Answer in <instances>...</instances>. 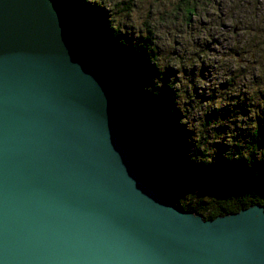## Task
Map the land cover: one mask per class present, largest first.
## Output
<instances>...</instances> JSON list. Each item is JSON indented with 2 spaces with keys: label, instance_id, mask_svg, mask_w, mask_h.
I'll use <instances>...</instances> for the list:
<instances>
[{
  "label": "water",
  "instance_id": "1",
  "mask_svg": "<svg viewBox=\"0 0 264 264\" xmlns=\"http://www.w3.org/2000/svg\"><path fill=\"white\" fill-rule=\"evenodd\" d=\"M57 0H0V264H264V206L166 199Z\"/></svg>",
  "mask_w": 264,
  "mask_h": 264
},
{
  "label": "trees",
  "instance_id": "2",
  "mask_svg": "<svg viewBox=\"0 0 264 264\" xmlns=\"http://www.w3.org/2000/svg\"><path fill=\"white\" fill-rule=\"evenodd\" d=\"M94 1L58 0L67 8V14L73 16L67 19L73 32L76 31L86 45H96L98 50L93 51L109 70L115 91L112 113L142 156L143 179L157 186L167 198L206 219L237 213L254 204L264 206V113L257 117L259 106L250 108L238 102L233 110L234 120H229L236 128L224 124L217 127L221 111L215 106L210 108L207 101L212 99L214 105H222L225 91L234 90L233 78L226 77L225 82L218 85L215 79L205 77L213 81L208 89L210 96H205L207 86L201 91L195 84L184 86L185 83L180 82L182 86L179 80L175 84L172 73L175 75L178 69L168 65L161 67L162 52L148 25L146 35L133 41L119 20L111 17L118 22L116 27L111 29L103 23L100 32L89 40L83 23L76 21L77 16L109 17V12L106 15L100 6V0ZM107 3L117 14L123 15L125 21L132 22L128 2L107 0ZM195 9L194 5L189 12ZM185 18L190 22L192 16ZM96 36L104 41L100 43ZM201 67L206 65L202 63ZM204 70L206 72V68ZM180 71L184 74L186 70ZM202 72L199 78L204 77ZM202 107L205 108L202 110ZM196 111L204 114L200 124L203 130L198 136L189 125L195 116L190 117V114ZM254 116L257 117L255 123L247 125ZM153 119L155 124L151 123ZM238 123L245 127H237ZM219 139L220 143L214 141Z\"/></svg>",
  "mask_w": 264,
  "mask_h": 264
},
{
  "label": "rangeland",
  "instance_id": "3",
  "mask_svg": "<svg viewBox=\"0 0 264 264\" xmlns=\"http://www.w3.org/2000/svg\"><path fill=\"white\" fill-rule=\"evenodd\" d=\"M92 2L95 1L92 0ZM125 2L129 3L127 11L131 14L132 22L125 21L127 19L123 15L117 14L107 0H100V6L105 10L106 15L109 12L108 19L98 18L95 14L86 16L82 14L77 16L76 21L80 20L81 24L83 23V29L89 40L100 32L103 23L109 25L111 29L116 27L118 22L111 17L119 20L120 25L126 28L124 31L129 33L126 35L132 40L144 37L148 25V28L154 31L156 42L162 52L161 67L168 65L169 68L178 69L175 75L172 73L175 84H178V80L179 85H182L180 82H184V86L195 84L201 91L207 86L205 96H210L208 89L213 83L212 80L215 79L219 85L225 82L226 77H232L234 90L225 91L226 96L222 105L221 103L214 105L212 99L207 101L210 108L215 106L221 111L222 117H217V127L224 124L233 127L232 129L236 128L229 120H234L233 110L238 102H244L250 108L258 105L257 117L263 115L264 0H125ZM58 5L64 9L63 16L66 20L67 17L73 18L67 14V8L62 6L61 2ZM194 5L196 9L189 12ZM178 8L180 11L177 10ZM184 15L192 16L191 21L187 22ZM110 22L114 26H111ZM73 34L77 36L75 32ZM96 37L100 43L104 41L99 36ZM90 49L98 50L96 45L91 46ZM95 55L97 56L96 53ZM202 63L206 67H201ZM105 68L107 70L106 66ZM183 68L186 70L184 74L180 71ZM201 72L204 75L203 78H199ZM207 76L212 80L205 79ZM204 108L202 107V110ZM193 116L189 125L195 136H198L203 130L200 124L204 114L196 111L195 114H190V117ZM257 117L254 116V120L247 122V125L254 124ZM155 122L153 119L151 123L155 124ZM195 124H197L196 127L193 126ZM237 127L245 126L238 123ZM224 133L231 135L229 132L224 131ZM214 141L220 143L222 140ZM173 202L179 206L178 203Z\"/></svg>",
  "mask_w": 264,
  "mask_h": 264
},
{
  "label": "bare ground",
  "instance_id": "4",
  "mask_svg": "<svg viewBox=\"0 0 264 264\" xmlns=\"http://www.w3.org/2000/svg\"><path fill=\"white\" fill-rule=\"evenodd\" d=\"M106 1V0H105ZM110 3V2H109ZM58 4H60L59 2H58ZM60 6V5H59ZM61 7V6H60ZM62 8V7H61ZM63 10V13H64V9H62ZM63 18H64V16H63ZM65 19V18H64ZM67 19H68V17H67ZM71 20V19H70ZM65 21L67 22V20L65 19ZM68 23V22H67ZM72 25V24H71ZM68 28H70L71 29V27H70V25L68 24ZM115 31V30H114ZM71 32H72V34H73V30L71 29ZM76 32V31H75ZM114 33V32H113ZM74 36H75V34H73ZM78 37V36H77ZM84 42V41H83ZM95 45V44H94ZM152 47V46H151ZM90 48V47H89ZM95 48V47H94ZM103 49V48H102ZM125 134V133H124ZM164 140V139H163ZM188 140V139H187ZM186 140V141H187ZM211 140V139H210ZM182 151V150H181ZM188 152V151H187ZM200 154V153H199ZM140 156H141V154H140ZM142 157V156H141ZM180 158V157H179ZM188 159V158H187ZM210 160V159H209ZM180 167H182V166H180ZM259 167V166H258ZM141 169V168H140ZM187 170V169H186ZM173 179H175V177H173ZM190 181V180H189ZM175 182V181H174ZM240 195V194H239ZM242 195V194H241ZM223 197V196H222ZM166 199H168V200H170V201H172L173 202V200H171V199H169V198H167L166 197ZM226 202V201H225ZM174 203V202H173ZM175 204V203H174ZM178 206V205H177ZM178 207H181V208H183V209H185L184 207H182V206H178ZM231 207V206H230Z\"/></svg>",
  "mask_w": 264,
  "mask_h": 264
}]
</instances>
